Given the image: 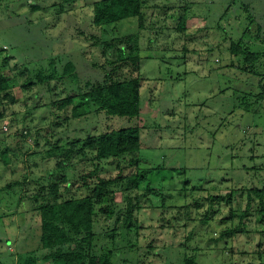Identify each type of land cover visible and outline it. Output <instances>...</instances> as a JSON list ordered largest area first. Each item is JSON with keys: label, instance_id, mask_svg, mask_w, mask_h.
<instances>
[{"label": "rangeland", "instance_id": "rangeland-1", "mask_svg": "<svg viewBox=\"0 0 264 264\" xmlns=\"http://www.w3.org/2000/svg\"><path fill=\"white\" fill-rule=\"evenodd\" d=\"M96 1L79 0L57 18L53 13L61 0H0V20L10 19L0 34V48L6 50L0 62L9 57L5 74L17 99L15 104L0 100V151L11 154L8 167L0 157V174L9 173L0 177V187L26 183L14 186L12 198L2 203L0 261L15 264L40 243L36 208L43 199L34 196L41 184L92 170L90 155L74 156V162L84 159L76 161V169L56 170L60 158L49 150L57 141L64 145L89 132L139 126L138 152L99 163L102 178H120L114 184L115 214L98 216L95 230L106 233L98 232L96 253L112 250L114 264H184L187 255L200 264H264V209L257 208L254 197L248 210L249 190L264 188V97L259 96L264 87L228 50L250 27L252 16L251 29L261 25L264 34V0H144L142 29L138 18L94 25ZM31 4L42 8L33 17L28 16ZM78 17L86 22L79 32L85 37L71 30ZM92 34L104 41L135 40L142 57L139 117L95 114L79 99L86 80L103 79L120 59L118 48L105 52L95 46ZM251 41L248 36L241 46ZM68 61L77 66L79 84L59 75L49 86L36 84L33 75L40 69L49 73L54 65L61 72ZM115 65L116 78L133 73L129 61ZM70 95L72 103L59 108ZM75 107L87 112L84 119L74 115ZM214 195L221 196L217 212L203 223L207 199ZM129 206L132 219L124 228ZM228 230L236 234L219 239Z\"/></svg>", "mask_w": 264, "mask_h": 264}, {"label": "trees", "instance_id": "trees-1", "mask_svg": "<svg viewBox=\"0 0 264 264\" xmlns=\"http://www.w3.org/2000/svg\"><path fill=\"white\" fill-rule=\"evenodd\" d=\"M79 0H61L60 6L54 11V15L60 18V15L69 13L70 6L75 7ZM32 3V2H30ZM144 0H99L94 2L93 5V18L94 25L113 24L121 22L129 18H138L139 27H144V12H143ZM53 6H56L54 4ZM52 6V7H53ZM32 11L28 16L33 17L38 14L42 8L40 5L31 4ZM45 10V9H43ZM11 20H14L15 14L10 15ZM9 16V17H10ZM250 27L243 32L242 37L238 41H232L228 47L229 52L234 57H241L242 61L238 67L242 68L247 73L255 74L259 77V82L264 87V49L259 47V43L264 45V34L261 25L251 29V25L256 23L255 17H251ZM31 19V18H30ZM10 20V19H9ZM8 19L0 20V34H3V25L9 22ZM187 17L183 16L182 25L186 23ZM33 22L34 20H27ZM58 26L60 25L58 19H54ZM52 22V23H54ZM75 25L71 26V30L75 31V36L85 37L80 34L83 18L78 17L75 20ZM35 24V23H33ZM61 26V25H60ZM70 27V25H69ZM67 28V26H66ZM64 32V27L62 28ZM70 29V28H67ZM0 35V37H1ZM58 35H61L59 33ZM251 36V42L244 46H241L242 41ZM93 44L100 47L101 51L107 52L113 48L119 50V61H129L133 66V70L130 75L125 79L116 78L113 74L118 67L115 65L117 62H113V67L103 79L93 82L88 79L85 81L84 89H81L78 94L79 99L83 100L88 105L91 112L95 114L104 113L106 116H120V117H139L142 112V78L139 73L140 62L142 60L140 50L135 43V40L131 39V36L127 38H114L111 41L101 40L100 37L92 34ZM82 39V38H81ZM259 42V43H258ZM257 43L258 45H256ZM258 46V47H255ZM256 48V50H253ZM6 50L0 48V54ZM129 52V55H126ZM53 61L50 62L52 64ZM243 62V65L241 63ZM9 63V57H3L0 62V100L2 102H9L15 104L17 99L13 93V81L8 75L5 74V69ZM234 66H237L233 61ZM56 65V64H55ZM103 68L106 66H102ZM263 68V71H261ZM48 68L40 69L33 75L36 84L48 85L51 83V79L54 76H60L61 79L66 77V80L71 83H80V77L77 74V66L73 61H68L61 72L57 70L56 66L51 67L52 72H48ZM30 83L24 84L29 86ZM260 97H264V89L259 93ZM74 97L71 95L62 99V103L53 102L55 107L58 103L59 108L65 109L72 103ZM2 102L0 104H2ZM248 106H246L247 108ZM74 115L85 117L87 112L79 111L78 107H75ZM2 116V114H0ZM57 123L55 125H60ZM47 136V135H46ZM83 144H82V143ZM81 143V144H79ZM141 148V129L139 126L120 127L118 129L107 130L100 132L99 134L88 133L85 138H74L68 140L66 144L61 145L59 141L55 143L49 153L55 154L56 158H60L56 164V170H62L64 167L71 165L73 168H78L76 161L79 158H75V162L72 160L76 155H85L87 160L92 162V170L87 172L77 173V177L67 178L65 174H62L58 179H52L47 184H41L39 193L35 194L34 199L38 200L42 198L43 201L39 203L36 211L40 215V243L36 248L25 251L24 255L17 257L14 261L15 264H42L44 262H50L51 264H114L112 261L113 251L107 250L101 254H97L95 251L96 240L100 235L106 233L105 231H96L95 228H99V213H104L107 217H112L115 211L112 209L115 203V182L119 180L117 178H102L100 175L101 167L99 163L103 160H110L138 152ZM0 157L4 161V167H8L11 154L8 151H0ZM7 157V160L4 159ZM84 159H79L82 162ZM138 163V160H136ZM82 164V163H81ZM86 167L84 170H87ZM81 169H78V171ZM82 171V170H81ZM9 173L0 174V177L6 178ZM97 177V181L94 178ZM0 179V183H1ZM94 183V184H93ZM25 182H9L5 186L0 187V195L3 197L0 199V212L6 215L2 210L6 203V199H11L13 196L12 190L14 186L24 187ZM88 186V189H84ZM235 190L231 192V196H234ZM4 194V195H3ZM220 195L209 196L207 199L208 210L204 214L201 222H209L213 219L217 210L214 208L220 201ZM249 206L251 209L255 202L254 197L257 198L259 210L264 209V188H251L248 193ZM219 205V204H218ZM132 208L129 206L125 220V227H130V221L132 217H129L132 213ZM264 212V211H263ZM1 219V217H0ZM119 219V218H118ZM132 226V225H131ZM115 227L113 230H116ZM236 232L225 231L221 238L226 240L223 236H233ZM14 254V253H13ZM0 264L2 261H0ZM184 264H200L195 256H185Z\"/></svg>", "mask_w": 264, "mask_h": 264}]
</instances>
